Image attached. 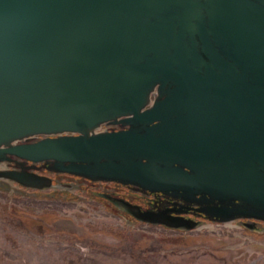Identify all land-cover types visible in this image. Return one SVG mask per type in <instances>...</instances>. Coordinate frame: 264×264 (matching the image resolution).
Here are the masks:
<instances>
[{
	"label": "water",
	"instance_id": "obj_1",
	"mask_svg": "<svg viewBox=\"0 0 264 264\" xmlns=\"http://www.w3.org/2000/svg\"><path fill=\"white\" fill-rule=\"evenodd\" d=\"M3 160L20 169L0 178L24 186H51L42 163L264 221V0H0Z\"/></svg>",
	"mask_w": 264,
	"mask_h": 264
},
{
	"label": "rangeland",
	"instance_id": "obj_2",
	"mask_svg": "<svg viewBox=\"0 0 264 264\" xmlns=\"http://www.w3.org/2000/svg\"><path fill=\"white\" fill-rule=\"evenodd\" d=\"M31 170L51 186L0 178V264H264V228L238 221L247 218L171 228L135 218L128 201L95 193L67 173L42 163Z\"/></svg>",
	"mask_w": 264,
	"mask_h": 264
},
{
	"label": "flooded vegetation",
	"instance_id": "obj_3",
	"mask_svg": "<svg viewBox=\"0 0 264 264\" xmlns=\"http://www.w3.org/2000/svg\"><path fill=\"white\" fill-rule=\"evenodd\" d=\"M125 127L126 126L121 125L120 123L104 124L103 128L100 130L102 131L104 128L107 130H117ZM37 138H39V136L34 139ZM8 156H10L13 160L20 161V159L15 156ZM13 160L7 162L13 164L15 163ZM65 176L75 177L74 179L79 180V183L83 185L89 186L95 193H105L111 197H119V199L123 198V200L128 201V203L132 202L133 205H136L141 211H166L170 214L177 213L185 218H190L196 221V223H198L200 219L205 218L202 213L193 209L196 205L173 198L169 195V192L146 190L138 186L125 183L123 184L117 181L89 180L71 174H65ZM238 221L242 226L249 227L254 231L264 228V221L262 220L247 219V222H243L245 219H240Z\"/></svg>",
	"mask_w": 264,
	"mask_h": 264
},
{
	"label": "bare ground",
	"instance_id": "obj_4",
	"mask_svg": "<svg viewBox=\"0 0 264 264\" xmlns=\"http://www.w3.org/2000/svg\"><path fill=\"white\" fill-rule=\"evenodd\" d=\"M151 99H152V93H150V101H151ZM103 125L104 124H100V125H98L95 129H93L95 132H98V131H101L100 129L101 128H103ZM107 129H105L104 128V130H102V131H106ZM39 135H35V136H33L31 139L32 140H30V141H33V140H35L34 138H36V137H38ZM40 137V136H39ZM14 142H19V140H15ZM3 166H1L0 165V168H2Z\"/></svg>",
	"mask_w": 264,
	"mask_h": 264
}]
</instances>
